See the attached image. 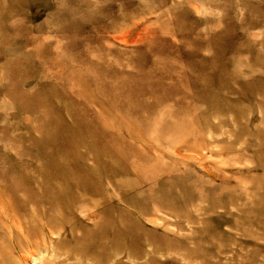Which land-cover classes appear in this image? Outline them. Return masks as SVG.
<instances>
[{
	"label": "rangeland",
	"instance_id": "obj_1",
	"mask_svg": "<svg viewBox=\"0 0 264 264\" xmlns=\"http://www.w3.org/2000/svg\"><path fill=\"white\" fill-rule=\"evenodd\" d=\"M0 264H264V0H0Z\"/></svg>",
	"mask_w": 264,
	"mask_h": 264
},
{
	"label": "bare ground",
	"instance_id": "obj_2",
	"mask_svg": "<svg viewBox=\"0 0 264 264\" xmlns=\"http://www.w3.org/2000/svg\"><path fill=\"white\" fill-rule=\"evenodd\" d=\"M28 257V256H27Z\"/></svg>",
	"mask_w": 264,
	"mask_h": 264
}]
</instances>
